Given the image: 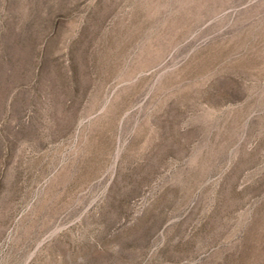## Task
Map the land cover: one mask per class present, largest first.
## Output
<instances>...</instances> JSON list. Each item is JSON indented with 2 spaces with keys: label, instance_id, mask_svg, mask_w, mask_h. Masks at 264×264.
<instances>
[{
  "label": "rangeland",
  "instance_id": "obj_1",
  "mask_svg": "<svg viewBox=\"0 0 264 264\" xmlns=\"http://www.w3.org/2000/svg\"><path fill=\"white\" fill-rule=\"evenodd\" d=\"M0 264H264V0H0Z\"/></svg>",
  "mask_w": 264,
  "mask_h": 264
}]
</instances>
